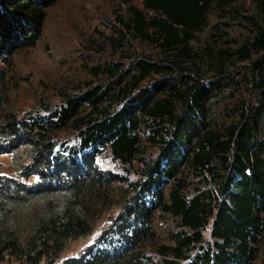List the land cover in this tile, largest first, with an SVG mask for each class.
<instances>
[{
  "label": "trees",
  "instance_id": "1",
  "mask_svg": "<svg viewBox=\"0 0 264 264\" xmlns=\"http://www.w3.org/2000/svg\"><path fill=\"white\" fill-rule=\"evenodd\" d=\"M54 1L0 0V53L35 46ZM237 2L129 4L118 17L120 36L112 41L148 42L159 55L140 56L137 74L123 84L94 86L68 98L49 116L23 118L0 106V154L14 156L28 145L32 153L18 165L20 175L24 180L38 177L28 183L0 175V264H12L9 258L53 264L70 240L89 235L110 187L127 178L102 170L97 158L110 149L116 160L133 165L141 150L143 122L154 130L150 139L160 156L124 190L123 213L111 223L116 228L109 237L118 236L119 243L111 249L92 245L60 264H264L259 259L264 239V141L259 138L264 122V0H253V11ZM213 16L221 20L202 40ZM227 17L232 21H224ZM238 23L248 34H232ZM235 62L248 63L241 75L261 97L254 109L243 108L239 119L218 126L211 106L217 90L231 80ZM120 71L107 67L103 74L116 77ZM154 76L161 78L141 87ZM139 88L142 92L116 108ZM69 127L79 131L80 146L71 153L63 148L68 152L64 155L56 149L54 132ZM186 167L212 178L216 189L190 194L182 177ZM158 211L171 213L180 225L173 243L159 245V260L146 249L155 237ZM211 219V239L206 240ZM109 238L99 243H111Z\"/></svg>",
  "mask_w": 264,
  "mask_h": 264
},
{
  "label": "rangeland",
  "instance_id": "2",
  "mask_svg": "<svg viewBox=\"0 0 264 264\" xmlns=\"http://www.w3.org/2000/svg\"><path fill=\"white\" fill-rule=\"evenodd\" d=\"M129 4L141 6L142 0H55L46 10L42 34L35 46L20 49L16 53L6 51L0 53V106L5 104L6 110L13 111L23 118L37 114L49 116L68 98L75 97L94 86L123 84L132 75L137 74L140 56L159 55L157 47L148 42L130 39L118 44L112 41V37L119 35L116 33L121 26L118 17L126 14ZM237 5H243L249 11H253L255 6L253 0H238ZM220 20L216 16L210 19V25L204 32L202 40H205L206 35L213 30L211 25ZM224 21L232 20L227 17ZM234 27L233 35H239L241 31L248 34L247 29L245 30L241 24L238 23ZM115 66L121 68L116 77L103 74L105 68ZM243 71H248V63L232 65L229 72L232 75L231 80L226 81L223 90H217L211 106L213 124L218 126L228 124L241 117L243 108L254 109L259 104L260 92L254 83L247 82L244 75H241ZM160 78L154 76L143 82L141 87L151 86ZM142 88L134 90L133 94L116 108L125 106L134 95L142 92ZM261 126L259 138L264 141V122ZM139 132L142 139L141 150L133 165H124L116 160L110 149L104 150L97 158L102 170L127 178L110 187L108 199L98 206L94 214L93 231L85 237L70 240L53 264H60L68 257L79 256L92 245L111 249L113 245L119 243L118 236H114L113 239L109 237L116 228V225L111 228V223L123 213L121 211L124 190L131 189L128 186L130 182L142 179L143 170L160 156L159 146L150 139L154 130L143 122ZM79 138V131L72 127L54 132L56 149L64 155L68 152L62 150L63 148L69 153L72 148L79 149ZM31 153V148L26 144L21 145L14 156L11 152L1 153L0 175L28 183L38 181L37 176L24 180L20 175L18 165L27 163ZM80 156L79 152L76 156L79 161ZM182 177L188 182L190 194L216 189L212 178L199 175L191 167L184 169ZM153 220L155 237L153 243L147 242L146 249L153 258L159 260V245L173 243L180 225L176 217L163 211H158ZM212 229L213 219L204 231L206 240L211 239ZM103 237H108L112 242L99 243ZM259 259L264 261V239L260 244ZM8 262L23 264L22 261L10 258ZM39 264L49 263L42 261Z\"/></svg>",
  "mask_w": 264,
  "mask_h": 264
}]
</instances>
